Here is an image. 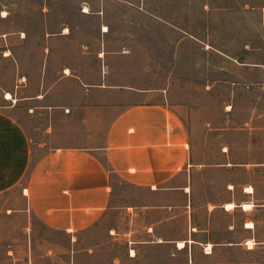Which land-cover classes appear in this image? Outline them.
I'll use <instances>...</instances> for the list:
<instances>
[{"label":"crops","instance_id":"crops-1","mask_svg":"<svg viewBox=\"0 0 264 264\" xmlns=\"http://www.w3.org/2000/svg\"><path fill=\"white\" fill-rule=\"evenodd\" d=\"M90 10L82 12L105 8ZM49 12L41 8L44 23ZM104 25L109 29V21L101 20ZM59 29L34 38L40 87L17 97L13 92L23 91L16 85L0 99V194L17 188L20 200L8 212L31 215L73 237L110 208L117 182H123L161 198L142 209L160 216L142 227L148 238L135 242L183 252V264H264V108L241 126L193 133L184 102H172L167 90L123 82L139 69L121 66L109 30H101L108 39L96 53L97 66L88 67L75 65L73 35L67 26ZM24 38L16 55L2 50L20 76L22 62L30 59ZM59 91L81 98L49 99L62 97ZM176 194L184 196L179 211L170 199ZM176 215L182 216L178 236L164 237ZM244 241L254 246L248 249Z\"/></svg>","mask_w":264,"mask_h":264},{"label":"rangeland","instance_id":"rangeland-1","mask_svg":"<svg viewBox=\"0 0 264 264\" xmlns=\"http://www.w3.org/2000/svg\"><path fill=\"white\" fill-rule=\"evenodd\" d=\"M102 6L105 11L100 14L82 12ZM43 7L50 10L47 23L40 13ZM101 20L109 21V29L100 28ZM61 25L73 35L75 65L88 67L97 66L96 53L108 39L101 30H109L122 56L121 66L139 69L136 76L122 77L123 82L167 90L172 102H184L187 121H195L193 133L204 136L208 126H241L264 108V0H0V99L16 85L23 91L13 92L17 97L40 87L34 38L45 39L46 32L60 30ZM20 37L28 41L30 55L20 66L23 76L12 59L2 58L3 49L16 55ZM60 94L49 99L81 98L79 93ZM170 199L177 203L175 211L181 210L184 196ZM160 200L147 189L117 182L110 208L71 237L48 229L31 215L9 213L8 208L20 205L17 188L0 194V264H183V252L135 242L148 238L142 227L160 216L146 214V203ZM181 222L182 216L176 215L164 237H177Z\"/></svg>","mask_w":264,"mask_h":264},{"label":"bare ground","instance_id":"bare-ground-1","mask_svg":"<svg viewBox=\"0 0 264 264\" xmlns=\"http://www.w3.org/2000/svg\"><path fill=\"white\" fill-rule=\"evenodd\" d=\"M84 11H88V9L85 8ZM105 29H106V27H103V30H105ZM66 30H67V28H64V32H65ZM9 94H10V93H9ZM9 94L7 93L6 96L9 97V96H10ZM231 206H232V204H227V205H226L227 208H230ZM245 207H248V205H245ZM247 209H248V208H247ZM178 246H179V247L183 246V242H178ZM131 252H132V254H133V251H132V250H131Z\"/></svg>","mask_w":264,"mask_h":264},{"label":"clouds","instance_id":"clouds-1","mask_svg":"<svg viewBox=\"0 0 264 264\" xmlns=\"http://www.w3.org/2000/svg\"><path fill=\"white\" fill-rule=\"evenodd\" d=\"M243 246L248 248V249H251L254 245L252 242H249V241H244L243 242Z\"/></svg>","mask_w":264,"mask_h":264},{"label":"built area","instance_id":"built-area-1","mask_svg":"<svg viewBox=\"0 0 264 264\" xmlns=\"http://www.w3.org/2000/svg\"><path fill=\"white\" fill-rule=\"evenodd\" d=\"M206 249H207V247L204 250H206Z\"/></svg>","mask_w":264,"mask_h":264},{"label":"snow or ice","instance_id":"snow-or-ice-1","mask_svg":"<svg viewBox=\"0 0 264 264\" xmlns=\"http://www.w3.org/2000/svg\"><path fill=\"white\" fill-rule=\"evenodd\" d=\"M249 191H251V189H249Z\"/></svg>","mask_w":264,"mask_h":264}]
</instances>
